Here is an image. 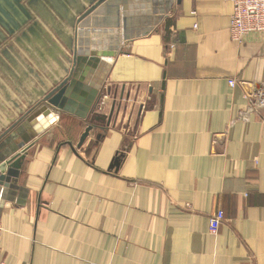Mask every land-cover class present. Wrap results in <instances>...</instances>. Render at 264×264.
I'll return each mask as SVG.
<instances>
[{
  "label": "crops",
  "instance_id": "1",
  "mask_svg": "<svg viewBox=\"0 0 264 264\" xmlns=\"http://www.w3.org/2000/svg\"><path fill=\"white\" fill-rule=\"evenodd\" d=\"M16 1L0 0V43L11 44L0 46V133L20 118L8 107L23 111L24 82L29 104L65 75L22 55L86 4ZM130 14L151 29L112 59L104 120L60 114L16 165L22 192L0 212V263L264 264V34L233 42L222 0H137Z\"/></svg>",
  "mask_w": 264,
  "mask_h": 264
},
{
  "label": "water",
  "instance_id": "2",
  "mask_svg": "<svg viewBox=\"0 0 264 264\" xmlns=\"http://www.w3.org/2000/svg\"><path fill=\"white\" fill-rule=\"evenodd\" d=\"M85 1L87 5L75 6L77 17L68 21L72 36H67L64 44L72 50L73 57L67 76L56 81L46 93L41 92L39 99L29 103V108L21 111V117L0 133V212L14 190L22 192L16 167L22 154L57 122L60 114L73 113L83 120L90 115L94 122L104 120L105 115L98 114L97 108L102 103L99 93L112 59L124 43L145 36L151 29H140L137 19L130 14L137 0ZM14 2L20 6V2ZM104 44L106 48L101 47ZM95 128L94 124L87 125L79 146Z\"/></svg>",
  "mask_w": 264,
  "mask_h": 264
},
{
  "label": "rangeland",
  "instance_id": "3",
  "mask_svg": "<svg viewBox=\"0 0 264 264\" xmlns=\"http://www.w3.org/2000/svg\"><path fill=\"white\" fill-rule=\"evenodd\" d=\"M6 1H8V0H6ZM0 8H1V6H0ZM68 9L70 11V14H68L70 17L71 16L77 17L75 15L76 12H74V10H71V8H68ZM0 15H2L1 11H0ZM54 28H57V30H59L62 37H64V38L66 37V36H64L66 33H70V32H68V30L69 31L71 30L68 22H66V23L65 22L64 23L63 22L62 23H55V24L51 23V26H50L51 39L43 40L41 38L36 37L35 41L32 42L33 54L31 56L22 55V63H24L25 65H29V66H31V68H34V69L36 67L49 68V66L51 65V66H53L52 68H54V69L58 68L57 71H55V72L59 73L60 70L63 71V73L65 74L63 76V78H64L65 76H67L68 71L71 67V64H72L71 60L73 57V52L71 49L66 48L63 38L61 39L57 36L56 32H54V30H53ZM69 36H72V33H70ZM7 41H8V38H5L3 45H2V43H0V46L1 45L5 46ZM26 43H28V42H26ZM26 43L24 42V48H26L25 47V45H27ZM10 46H11V44L10 45L7 44L6 48H10ZM21 46H23L22 42H21ZM37 71L41 75L40 70L37 69ZM32 75H34V74H32ZM41 77L43 78V76H41ZM47 78L48 77L46 76L45 79H47ZM60 79H59V81H60ZM22 80H30V82L32 81L33 84H35V82H36V84L39 85V82L34 80L33 76H31L29 74V69L26 67L24 68V65H23V72H22ZM56 81L57 80H55L53 82V84L51 85L52 87L54 86ZM25 85H26V83L24 82V87H25ZM27 85H28V87H30V84H27ZM39 86H40V89L43 91L44 86L43 87L41 85H39ZM24 87H23V89H24V92H23L24 101L21 104V107H22L23 111H26L29 108V104L26 102L25 96L29 95V94H26ZM48 87L49 88L47 90H44L45 91L44 93H46L47 91L52 89V87H50V86H48ZM31 91H32V89L29 88V93ZM8 109H9V111L11 110L12 113H14V115H12V114L9 115L10 119H12V117H16V119L18 117H21V114L20 113L18 114V112L15 109L10 108V106L8 107Z\"/></svg>",
  "mask_w": 264,
  "mask_h": 264
},
{
  "label": "built area",
  "instance_id": "4",
  "mask_svg": "<svg viewBox=\"0 0 264 264\" xmlns=\"http://www.w3.org/2000/svg\"><path fill=\"white\" fill-rule=\"evenodd\" d=\"M232 5L230 20L231 40L241 45L245 36L249 34H264V0H222ZM229 85L234 86V81ZM259 98V106L264 107V98ZM225 217L221 211H217L209 217L208 231L213 237L224 222ZM3 264V263H0Z\"/></svg>",
  "mask_w": 264,
  "mask_h": 264
}]
</instances>
